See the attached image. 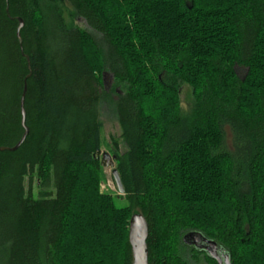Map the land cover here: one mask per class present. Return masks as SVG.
<instances>
[{
  "label": "trees",
  "instance_id": "obj_1",
  "mask_svg": "<svg viewBox=\"0 0 264 264\" xmlns=\"http://www.w3.org/2000/svg\"><path fill=\"white\" fill-rule=\"evenodd\" d=\"M26 83L29 134L0 151V264H132L134 214L149 264H218L189 233L264 264V0H0V148L24 135ZM105 114L125 207L100 192Z\"/></svg>",
  "mask_w": 264,
  "mask_h": 264
},
{
  "label": "water",
  "instance_id": "obj_2",
  "mask_svg": "<svg viewBox=\"0 0 264 264\" xmlns=\"http://www.w3.org/2000/svg\"><path fill=\"white\" fill-rule=\"evenodd\" d=\"M24 23L21 21V24L18 28V38L21 40V29L23 28ZM27 93V83L25 84L22 100H21V108H22V126L24 128V135L20 142L14 148H0V151H16L25 141L26 137L29 134V128L26 125V112H25V97ZM117 157L115 155H111L109 153H104L102 159V166L111 167L112 168V176L115 181L116 187L119 191L120 195H125V189L120 177L119 171L116 168ZM149 236V227L146 219L141 214H134L130 220L129 225V244L132 249L133 254V263L132 264H149L148 262V246L147 239ZM183 241L185 244L189 246H201V249H204L209 253V255L215 259L218 264H232L229 256L223 254L221 250L218 248L217 243L213 241H209L205 239L199 233H189L184 236Z\"/></svg>",
  "mask_w": 264,
  "mask_h": 264
},
{
  "label": "rangeland",
  "instance_id": "obj_3",
  "mask_svg": "<svg viewBox=\"0 0 264 264\" xmlns=\"http://www.w3.org/2000/svg\"><path fill=\"white\" fill-rule=\"evenodd\" d=\"M69 13L66 14V20L68 23H71V19L68 16ZM82 28H86L87 25L84 20L78 19L76 22ZM246 52V51H245ZM247 68L244 65H236V73L241 78L244 77L246 74ZM113 84V78L111 74L107 73L104 76V85L106 89L111 88ZM180 101L182 103L183 108L188 109L191 106L192 102V89L189 85L184 84L180 91ZM102 122V130H101V137H102V147L99 157L103 159L104 153H109L113 156L112 150V139H120V128L115 119L110 118L109 116L102 115L101 117ZM226 142H225V149L230 150L232 144V135L230 131H226ZM121 150L125 151V147L121 143ZM116 166V165H115ZM104 179L100 183V192L103 194H109L114 198V201L118 207H125L127 206V200L123 197V195L119 194V191L116 187L115 181L112 176V168L111 167H104ZM33 190L35 193L39 192L36 184L33 185ZM188 258V254H185ZM202 264H206L204 260H202Z\"/></svg>",
  "mask_w": 264,
  "mask_h": 264
},
{
  "label": "flooded vegetation",
  "instance_id": "obj_4",
  "mask_svg": "<svg viewBox=\"0 0 264 264\" xmlns=\"http://www.w3.org/2000/svg\"><path fill=\"white\" fill-rule=\"evenodd\" d=\"M199 250H203L204 251V249H201V246L199 245L198 247H197ZM207 252V251H206ZM208 253V252H207ZM208 255H209V253H208Z\"/></svg>",
  "mask_w": 264,
  "mask_h": 264
}]
</instances>
